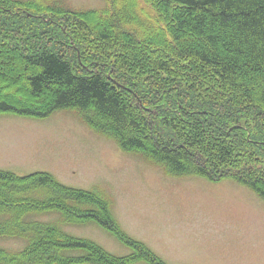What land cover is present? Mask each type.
Masks as SVG:
<instances>
[{"label":"trees","instance_id":"trees-1","mask_svg":"<svg viewBox=\"0 0 264 264\" xmlns=\"http://www.w3.org/2000/svg\"><path fill=\"white\" fill-rule=\"evenodd\" d=\"M107 1L0 0V115L77 111L169 175L231 178L264 199V0ZM111 204L48 172L0 170V240H25L0 245V264H168ZM92 222L132 253L63 227Z\"/></svg>","mask_w":264,"mask_h":264},{"label":"rangeland","instance_id":"rangeland-1","mask_svg":"<svg viewBox=\"0 0 264 264\" xmlns=\"http://www.w3.org/2000/svg\"><path fill=\"white\" fill-rule=\"evenodd\" d=\"M62 3L78 10L108 5L107 0ZM0 170L20 176L48 172L73 188L102 189L124 231L168 264H264V199L252 188L231 178L169 175L143 156L124 152L77 111L58 110L46 118L1 114ZM63 227L117 256L132 253L93 222ZM0 245L18 250L25 240L6 238Z\"/></svg>","mask_w":264,"mask_h":264}]
</instances>
